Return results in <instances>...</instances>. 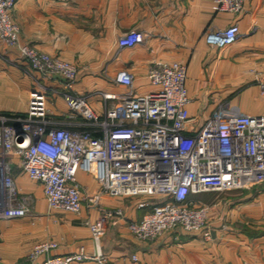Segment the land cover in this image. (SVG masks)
Wrapping results in <instances>:
<instances>
[{"label": "crops", "instance_id": "0c3cea01", "mask_svg": "<svg viewBox=\"0 0 264 264\" xmlns=\"http://www.w3.org/2000/svg\"><path fill=\"white\" fill-rule=\"evenodd\" d=\"M213 6V0H17L14 20L20 27V45L31 44L77 65L75 89L90 95L98 112L127 93L114 81L119 70L130 71L134 91L144 93L151 88L152 63H184L191 131L223 106L264 114V0H246L240 15L218 13ZM236 21L240 34L233 43L208 44V32ZM131 29L144 34L143 43L120 49L119 37ZM37 76L16 48H0V110L26 112ZM45 82L52 87L61 84L54 78ZM101 92L116 98L105 105ZM48 107L56 118L74 122L62 96L50 95ZM13 173L21 192L33 200L24 217L0 219V264H29L34 247L45 241L57 244L52 254L93 255L96 244L88 223L106 209H120L123 214L110 219L100 240L105 261L72 264H264V183L194 195L208 207L209 237L169 231L145 241L128 230L125 219L140 220L160 198L111 197L100 191L92 174L77 169V180L92 200H84L75 213L52 209L41 184L30 180L18 165Z\"/></svg>", "mask_w": 264, "mask_h": 264}, {"label": "built area", "instance_id": "2783aa9c", "mask_svg": "<svg viewBox=\"0 0 264 264\" xmlns=\"http://www.w3.org/2000/svg\"><path fill=\"white\" fill-rule=\"evenodd\" d=\"M245 1L213 0V8L240 15ZM16 2L0 0V48H16L19 58L38 76L26 112L0 110V219L24 217L31 210L32 196L18 187L14 165L41 184L52 209L78 213L84 200H92L77 180V169L92 174L100 191L111 197L160 198L140 220L125 219L128 230L145 241L169 231L209 237L208 207L194 200V195L264 183V114L249 115L237 107L223 106L201 128L188 131L187 67L179 61L152 63L148 68L151 88L144 93L134 91L130 71L119 70L114 81L128 91L119 102L98 112L90 95L75 89L76 64L31 44H19ZM239 34L236 21L208 32L207 42L223 47ZM143 41L144 34L136 29L118 39L120 49L134 48ZM49 78L60 79L61 84L52 87L45 82ZM261 86L264 89V80ZM50 95L65 99L73 123L54 116L48 107ZM101 97L105 105L116 98L105 92ZM122 214L120 209H106L88 223L96 244L93 255L52 254L57 244L45 241L34 247L29 264L104 262L100 240L110 219ZM42 255L45 258L36 263Z\"/></svg>", "mask_w": 264, "mask_h": 264}, {"label": "rangeland", "instance_id": "374dc122", "mask_svg": "<svg viewBox=\"0 0 264 264\" xmlns=\"http://www.w3.org/2000/svg\"><path fill=\"white\" fill-rule=\"evenodd\" d=\"M219 193V192H218Z\"/></svg>", "mask_w": 264, "mask_h": 264}]
</instances>
